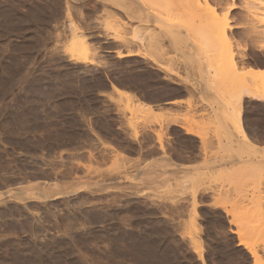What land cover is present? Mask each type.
<instances>
[{
	"label": "rangeland",
	"instance_id": "374dc122",
	"mask_svg": "<svg viewBox=\"0 0 264 264\" xmlns=\"http://www.w3.org/2000/svg\"><path fill=\"white\" fill-rule=\"evenodd\" d=\"M132 1L0 0V264H264V100L226 118L188 14ZM225 1L239 73L263 77Z\"/></svg>",
	"mask_w": 264,
	"mask_h": 264
},
{
	"label": "bare ground",
	"instance_id": "6f19581e",
	"mask_svg": "<svg viewBox=\"0 0 264 264\" xmlns=\"http://www.w3.org/2000/svg\"><path fill=\"white\" fill-rule=\"evenodd\" d=\"M133 1L131 3L132 5L135 4ZM135 2L137 3V6L136 7L133 6V8H131L132 6L124 5L126 8L123 7V9H126L127 14H141V13L142 14H188V22L186 21L187 20L186 18L184 25H183V30L184 28L186 30V31L184 30L185 34L190 36L189 34L192 33L193 37L191 38H192L193 48H194V42L196 41L197 42V43L195 42L196 48L199 47L202 50V53L204 54L208 52L207 54H205V56L204 54L203 55L201 53L199 54L204 57L207 56L205 59L209 58L205 69L208 67L210 69H213L212 70L213 76L209 72V69H206V71L208 75L211 74L210 76L211 79L213 80L216 79L214 80L215 82L212 81L213 82L212 84L215 86L214 87L215 90L219 92L220 94H222V91L225 92V90H227L228 94H230L229 96L232 97V99L230 98L231 101L228 99L229 101H227L228 103L226 104L227 108L224 107V112H223L224 114L222 113L224 116H226V118L228 116L230 118V114H231V116L234 118H230V120L236 119L233 121V123L239 120L240 114L238 113V111H240L241 105L245 98L249 97V98H252L258 101L264 100V76L258 77L259 74L258 73L254 74V71L253 73H251L252 70L246 74L245 73L242 74L241 72L239 73L238 63L237 62H236L237 64L234 63V60H233L234 44L232 40V35H230V30L232 29L233 26L230 24L229 18H228L229 12L233 10L232 8L235 6L233 1H231V3H228L225 0H136ZM117 3H120V2H117ZM241 5H242V9L245 11V14H247L246 16L247 19L245 21L247 38L252 43L260 44L264 42V0H241ZM113 6H115L114 2H113ZM119 7H121V5ZM195 17H196V20H198L196 22L194 21ZM179 26L177 25V26H174L175 28H172V25H171L170 29L168 28L169 29L168 32L166 31L167 33L164 34L165 35L164 37L167 38L169 43L172 45L180 46L186 43V39L180 35L181 30L177 28ZM194 35L196 39L195 41H194ZM155 36L157 35L155 34ZM160 36L162 37L163 35H160ZM152 37H154V35ZM152 37L151 39L149 38L148 43L150 42L152 44L158 45L159 44L158 42H160V40H158L160 39L159 35H158L159 37L158 39H154L155 37L154 38ZM135 38H136V34H135ZM196 48L195 50H199ZM72 52L77 56V61H84L87 55V49L84 47V44L82 43L76 48H73ZM199 52L201 51L199 50ZM210 52L212 53V55ZM236 53H238L236 55L239 56L240 52H236ZM209 54L211 55V60L213 59L214 61L210 60ZM219 77L220 79L223 78L222 80L224 81H225L224 78L227 77V80L229 82L231 81V83H226L227 86L224 84H220L219 83L221 82L220 79H219L220 81L218 80L219 82H217V79ZM218 83L220 84L221 87L219 86ZM221 83H223V81ZM118 92L120 94L122 93L124 96H126V98H130L129 97L130 95H128V93H125L123 91H118ZM147 107L145 106L144 108L146 109H143V110L148 111L149 108L147 109ZM132 109L135 110L137 113L138 110L134 109V107ZM132 109L131 111H133ZM140 110L142 111V109ZM227 112L229 115H227ZM133 114L135 115V113ZM149 114L151 115V112ZM223 115L221 116L223 117ZM227 122H229V120ZM237 123L235 122V124ZM240 133L244 138H246L242 129H240ZM248 251L251 257L257 260L254 249L253 250L249 249Z\"/></svg>",
	"mask_w": 264,
	"mask_h": 264
}]
</instances>
